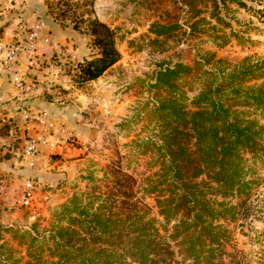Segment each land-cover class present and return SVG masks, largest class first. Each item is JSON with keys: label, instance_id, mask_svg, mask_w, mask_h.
I'll list each match as a JSON object with an SVG mask.
<instances>
[{"label": "trees", "instance_id": "1", "mask_svg": "<svg viewBox=\"0 0 264 264\" xmlns=\"http://www.w3.org/2000/svg\"><path fill=\"white\" fill-rule=\"evenodd\" d=\"M175 2L186 14V35L203 30L208 18L225 21V0ZM178 29V22L150 27L157 37ZM89 30L99 57L83 74L94 79L119 53L105 23L92 21ZM261 69L250 58L231 64L209 51L193 65L159 69L152 85L155 128L138 144L151 154L142 185L120 165L110 167L105 191L74 195L41 240L25 232V258L0 247V264H224L227 223L255 184L249 163L264 155V126L243 109H264V82L249 84ZM141 191L154 196L156 215L138 198Z\"/></svg>", "mask_w": 264, "mask_h": 264}, {"label": "rangeland", "instance_id": "2", "mask_svg": "<svg viewBox=\"0 0 264 264\" xmlns=\"http://www.w3.org/2000/svg\"><path fill=\"white\" fill-rule=\"evenodd\" d=\"M225 4L224 22L209 19L212 8L208 7L204 13L208 23L200 24L203 30L186 35V14L175 0H0L1 7L14 11L19 30L41 21L51 34L53 47L41 44L37 51L57 49L50 61L63 73V88L56 85L63 100L67 95L74 99L77 115L66 123L78 149L74 156L63 158L60 175L38 183L31 207L0 200L6 205L0 206V247L6 253L25 258V232L32 231L41 240L74 195L85 196L97 187L106 190L110 167L120 165L142 185L151 173V154H142L138 144L155 128L152 111L157 98L152 85L159 69L179 62L193 65L206 51L231 64L250 58L264 65V0H225ZM95 20L113 32L119 59L97 78L87 79L86 63L99 57L89 30ZM155 22H178L182 29L157 37L150 30ZM52 23L63 27V41L58 42ZM255 77L249 84L264 82V69L255 71ZM243 109L264 126V109ZM249 164L255 184L237 219L227 223L230 237L224 246V264H264V155ZM137 196L156 215L154 196L142 191Z\"/></svg>", "mask_w": 264, "mask_h": 264}, {"label": "crops", "instance_id": "3", "mask_svg": "<svg viewBox=\"0 0 264 264\" xmlns=\"http://www.w3.org/2000/svg\"><path fill=\"white\" fill-rule=\"evenodd\" d=\"M0 8V45L20 43L24 39V32L18 29L19 20L14 16V11L6 9L7 7ZM51 25L53 33L60 36L58 42L63 41V27L56 23ZM53 52H57V49L36 51L33 66H29L28 57L24 54L9 64H4L0 53V174L10 175L14 180L13 184L21 183L25 178L37 179L40 186L51 182L50 179L61 174L63 158L74 156L78 151L75 143L57 139L50 132L39 142L33 166L20 164L15 159L17 142L14 132L41 135L39 129L24 120L19 110L22 107L35 114L47 112L50 119L61 122L73 132L66 120L76 117L75 103L74 99H68L69 95L63 100V91L59 92L60 87L56 88V85H62L63 88V73L50 61ZM17 77L31 85L29 92L22 93L17 88L14 84V78ZM68 85L70 84H65V87L69 88ZM3 205L6 206L0 201V206Z\"/></svg>", "mask_w": 264, "mask_h": 264}, {"label": "built area", "instance_id": "4", "mask_svg": "<svg viewBox=\"0 0 264 264\" xmlns=\"http://www.w3.org/2000/svg\"><path fill=\"white\" fill-rule=\"evenodd\" d=\"M24 26L23 24H20ZM22 28V27H21ZM52 37L48 30L44 28V23L37 21L32 23L30 27L25 28L24 39L20 43H7L0 45V53L2 62L9 64L20 55H25L29 66H33L37 47L41 44L52 45ZM63 54V50L61 51ZM14 84L22 93H27L31 90V85L26 84L22 78H14ZM24 120L40 130V136H33L26 133L14 132V139L17 142L15 149V159L17 162L27 166L35 164L39 142L43 140L47 133H54L57 139L62 138L64 141L75 142L74 134L64 124L59 121L50 119L47 112L35 114L28 109L22 107L19 109ZM12 177L8 174H0V200H9L17 203L19 206L29 208L32 206L35 199V194L38 187V181L35 178H25L16 186L17 191L12 193L13 188Z\"/></svg>", "mask_w": 264, "mask_h": 264}, {"label": "water", "instance_id": "5", "mask_svg": "<svg viewBox=\"0 0 264 264\" xmlns=\"http://www.w3.org/2000/svg\"><path fill=\"white\" fill-rule=\"evenodd\" d=\"M77 105H80L79 101H75Z\"/></svg>", "mask_w": 264, "mask_h": 264}]
</instances>
